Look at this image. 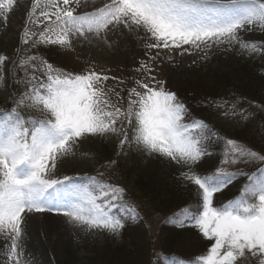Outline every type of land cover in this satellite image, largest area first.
I'll use <instances>...</instances> for the list:
<instances>
[{
  "label": "snow or ice",
  "instance_id": "snow-or-ice-1",
  "mask_svg": "<svg viewBox=\"0 0 264 264\" xmlns=\"http://www.w3.org/2000/svg\"><path fill=\"white\" fill-rule=\"evenodd\" d=\"M16 6L17 0H0L5 27ZM79 7L81 0H32L20 43L71 50L74 39H83L111 47L108 33L120 29L135 33L148 52L158 51L145 53L148 58L136 71L147 73V80L137 79L127 90L126 107L119 92L106 89L109 77L95 70L68 72L38 52L12 60L8 72L20 90L0 107V235L8 242L7 264H24L21 239L28 214L56 212L85 233L118 234L127 222L142 219L139 205L111 179L116 159L105 161L94 175L55 176L58 164L75 155L84 139L112 134L121 137L117 156L134 145L180 165L182 182L196 187L195 201L165 222L195 227L213 242L191 259L157 253L155 264H264V147L256 150L221 136L151 75L159 50L196 49L206 58L208 49L225 45L264 55V41L243 35L264 32V0H108L77 13ZM8 60L0 55V83ZM214 107L224 118L247 121L253 115L238 101ZM214 143L222 144L218 165L198 172ZM249 166L254 170L246 171ZM241 178L237 195L217 205L216 194Z\"/></svg>",
  "mask_w": 264,
  "mask_h": 264
},
{
  "label": "rangeland",
  "instance_id": "rangeland-1",
  "mask_svg": "<svg viewBox=\"0 0 264 264\" xmlns=\"http://www.w3.org/2000/svg\"><path fill=\"white\" fill-rule=\"evenodd\" d=\"M43 2L44 0H41V3ZM107 2L108 0H81V7L76 8V11L77 13L92 11ZM31 3L32 0H17L16 8L7 19V26L5 27L0 21V55L9 58L4 65V80L0 83V107H4L8 101L7 76L12 60L15 59L18 63V56L33 55L35 52L42 55L47 48H53L57 54V63L65 71L83 73L87 70H95L102 75H107L109 79L104 81L106 89L119 92L124 98L123 105L126 107L127 90L134 86L135 80H147V73L136 71L140 62L148 58L145 55L148 50L144 48V42L137 39L135 33L115 29L108 33L111 47L95 40L83 39H74L71 50L58 46L41 45L38 48H32L22 45L20 35L25 24V14ZM30 27L32 31L40 30L35 25ZM243 35L248 40L264 41V32L255 31ZM157 51L153 49L148 52V55L154 56ZM204 56V51L196 49H191L189 53L184 54H181L180 50L172 52L159 50L157 59L152 62L151 75L155 76L157 81H165L166 88L175 92L183 102L180 91L189 81L198 82L197 80H204L211 74L221 75L231 72L232 69L241 71L243 66L264 61V55L242 54L238 46L234 50H228L225 45L214 46L207 50V57L202 58ZM147 82L153 83L150 80ZM192 90L186 91V95L197 92L195 87ZM112 99L115 100L116 97L113 96ZM204 117L216 130L229 136H232L230 133L232 129L240 125L236 119L222 117L220 111L209 113ZM128 131L131 132L130 129ZM120 138L119 135L112 134L84 139L77 147L75 155L69 156L58 164L55 176L57 178L65 175L83 176L103 171L101 165L113 159H116L117 163L132 161L140 166H150L156 171L173 170L178 175L184 170L175 162L159 155H149L134 145L117 156ZM221 149L222 147L211 150L212 154L205 157L204 172L212 171L214 166L218 165ZM245 170L253 171L254 168L249 166ZM112 171L114 175L111 179L114 183H119L126 191L132 190L129 180L118 173L117 165ZM227 196L228 194L222 196L217 193L215 201L217 200L219 205L226 200ZM140 214L142 219L136 220L134 222L136 224L129 228L131 237L123 235L122 230L118 234L85 233L68 224L66 218L56 212L28 214L21 239L22 261L24 264H154L156 254L161 252L167 256H188L185 259L193 257L192 254L195 253L192 251L193 243L190 244L191 242L188 241L186 232L179 233L170 243L173 248L169 250V255L161 249L158 226L166 215L156 213L151 208L142 209ZM194 230L197 237L194 241L206 243L208 248L213 241L205 239L196 228ZM6 243L8 242L4 236L0 235V264H7ZM188 245L190 251L183 252L182 250Z\"/></svg>",
  "mask_w": 264,
  "mask_h": 264
},
{
  "label": "trees",
  "instance_id": "trees-1",
  "mask_svg": "<svg viewBox=\"0 0 264 264\" xmlns=\"http://www.w3.org/2000/svg\"><path fill=\"white\" fill-rule=\"evenodd\" d=\"M42 55L56 67L64 69L57 63V54L53 48L45 49ZM12 81L13 77L8 72L7 87L9 94L20 90V86L13 84ZM197 81H189L184 86L186 90L181 88L180 91V97L195 117L208 122L204 116L219 111L214 107L216 102L238 101L240 107L253 113L252 117L247 121L236 119L240 125L238 128L232 129L230 132L232 136L223 132L219 133L221 136L239 140L256 150L264 147V61L243 66L241 71L232 69L229 73L225 72L221 75L211 74V76L209 75L204 80ZM193 87L197 89V92L193 93V95H186V91H193ZM221 147V143H214L211 150H217ZM205 166L206 161L204 158L196 166V169L198 172L207 173L204 172ZM117 168L118 173L124 179L129 180L132 190H127L128 198L139 205V211L151 208L156 213L166 215L158 226V235L161 239V249L163 252H166V254L168 252L169 255V250L173 248L170 246V243L181 232H186L188 241L191 242L190 244L193 243L192 251H195V253L192 254V258L206 251L208 244L194 241L197 238L194 230L195 227L186 226L180 228L165 222L166 218L177 208L195 201L196 187L194 185L184 184L180 179V175L173 170L156 171L152 170L150 166H140L132 161L127 163L123 161L119 163L118 161ZM95 173H89V175H94ZM243 183V178L237 179L220 194L222 196L228 194L226 198L228 200L237 195L238 189ZM215 203L218 205L217 200ZM133 224L136 223L129 221L125 224V227L122 229L123 235L126 237L130 236L129 228ZM189 249L190 246L188 245L182 251L189 252ZM177 256L181 258L188 257Z\"/></svg>",
  "mask_w": 264,
  "mask_h": 264
}]
</instances>
